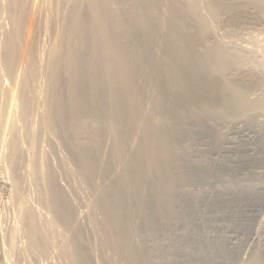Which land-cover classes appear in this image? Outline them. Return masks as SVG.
<instances>
[{"label": "bare ground", "instance_id": "1", "mask_svg": "<svg viewBox=\"0 0 264 264\" xmlns=\"http://www.w3.org/2000/svg\"><path fill=\"white\" fill-rule=\"evenodd\" d=\"M245 24L261 29L242 31L248 46ZM263 40L264 0H0V264H176L187 236L186 264L221 249L198 187L232 158L192 143L264 122ZM261 136L232 147L235 166H264ZM248 175L244 191L264 186Z\"/></svg>", "mask_w": 264, "mask_h": 264}, {"label": "rangeland", "instance_id": "2", "mask_svg": "<svg viewBox=\"0 0 264 264\" xmlns=\"http://www.w3.org/2000/svg\"><path fill=\"white\" fill-rule=\"evenodd\" d=\"M220 23H216V26L217 27H219V26H222V28H216L217 29V31L220 33V31H222V33H220L221 35H222V37L224 36L225 37V34L223 35V33L226 31V29H225V27L227 28V26L226 25H219ZM246 25V27H244ZM243 27H241V28H239L238 29V31L239 32H237V33H240V34H242V33H244V36L243 35H240L241 37L240 38H243V41L245 42L244 44H246L247 46H248V44H247V42L246 41H248V38L245 40V37H247L246 36V34L248 33L247 32V30H248V28H249V32H253L254 30H256V29H258L257 27H256V29L254 28V27H252L251 25H249V24H245ZM224 26V27H223ZM249 26V27H248ZM248 27V28H247ZM245 28V29H244ZM221 29H223V30H221ZM252 29V30H251ZM229 30V29H228ZM235 31H237V29H234ZM240 30H241V32L243 31V30H246V32H240ZM259 30V33H261L260 31H261V29H258ZM257 30V31H258ZM224 31V32H223ZM256 31V32H257ZM255 32V31H254ZM246 33V34H245ZM238 36V35H237ZM236 36V37H237ZM239 37V36H238ZM240 38H238L240 41L242 40V39H240ZM226 39V38H225ZM229 39V38H228ZM263 42V45H264V40L262 41ZM262 42H260L259 43V45L257 46V50H259V51H261V52H259L258 54H260V55H258V56H260L261 58L263 57L264 58V46H262ZM242 43V45H243V42H241ZM245 45V46H246ZM261 45V46H260ZM261 47V48H260ZM262 53H263V55H262ZM259 57V58H260ZM262 62H263V64H264V59H260ZM254 72V71H253ZM262 118L260 117V121H264V120H261ZM262 124V125H261ZM239 125V126H238ZM242 125H244V124H242ZM257 126V124H247V125H245V128H244V126L242 127L243 128V130H242V128H241V123H236V125L235 126H237L236 127V130L238 131V132H240L239 130H240V128H241V132L240 133H242L241 134V138H240V133H233V131L234 132H236L235 131V129L233 130V127H232V129L230 128V126H232V125H230L229 127H227V128H225L224 127V129H223V127L221 128V132H226V133H228V134H226V133H224V136L226 135V137H224V140H223V143L221 144L222 145V147L221 148H219L221 151H219V149L216 147V149L214 148L215 147V145L212 143V142H209V141H211L212 140V138H210V137H212V136H209V135H205V133H202L201 131H199L198 132V130H197V134H196V137L197 138H195L196 139V141H195V139H192L191 140V142H193V141H195L194 142V144L192 143V145H195V147L194 148H196L197 150H202V153H203V150H204V157L206 156L210 161H214V159L216 160V162H219L217 159H219L220 158V155H218V154H223L224 156H226V157H230V158H232V160L230 161V163L229 164H231V165H233V168L231 169V165H230V169L228 168V173L230 174H228V175H226L227 177H225V180H223V181H221V183H219V184H216L217 186H218V188H214V189H211V187L213 188V184H211L210 183V185H208V184H206L207 186H208V188H207V186L206 185H204V187H198V190L200 189H202V188H204V190L202 189L201 191L199 190L198 192H199V194H201V200H204L203 202L204 203H201V205L199 204V207H197V210L200 212V213H202V215L203 216H201V219L204 221V223H206V226H208L209 225V227H211V228H209V227H206V230H207V233H208V236H209V239H213V240H218V242H219V244H220V247H221V245H222V247L224 248V250H223V248L221 247V249H219L218 248V251H221V252H218V251H212V250H210V252H209V254L207 255V256H209V257H205L204 259H203V261L200 263V264H245L246 262H248L250 259H251V257H253L252 255H255V254H260L261 255V257L263 258L264 257V226H263V223H264V186L263 187H261L260 186V188L258 187V189H252V190H249V192L246 190V191H244L243 189H245V185L247 184V181H246V178H247V176L248 177H250V175H248V173L250 172V173H252V175L253 176H251V180H252V182H254L253 184H255L256 182H258L257 181V179L259 178V176H261L260 174H262V176L260 177V178H262L263 176H264V166H261V165H259V164H250L249 162V165L251 166H249L250 167V171L248 170L249 169V167H246V166H248V163H247V161H246V164H244V163H242L243 165H239L238 166V164H237V166H235L236 164L235 163H232L233 161H235L236 160V162H237V159L238 158H236V157H234V156H236V155H238V152L239 151H237V149H239V148H242L243 147V149H250V146H251V149H254V143H253V141H255L254 140V138L256 139V140H258L259 138H260V136L261 137H264V134H263V130H264V122L262 123H258V126ZM234 126V127H235ZM246 126H248V127H246ZM250 126V127H249ZM260 127H261V131H263L262 132V134L260 133L259 134V136H256V135H258V132L260 131L259 129H260ZM262 127H263V129H262ZM249 128V129H248ZM255 128H259L258 130L256 129V130H254ZM231 129V130H230ZM248 129V130H247ZM252 129V130H251ZM223 130V131H222ZM229 130V131H228ZM233 130V131H232ZM253 131L255 134H253V132H251V131ZM220 131V130H219ZM243 131V132H242ZM248 131V132H247ZM260 131V132H261ZM207 138H205L201 133ZM230 132V133H229ZM251 132V133H250ZM201 134V136L199 135V134ZM247 135H246V134ZM245 134V135H244ZM198 135H199V137H201V139L199 140V142H198V140L197 139H199V137H198ZM232 135V136H231ZM252 136L251 138L250 137H248V138H250V141H249V139L248 138H243L244 136ZM203 136V137H202ZM228 136V137H227ZM239 136V138H237V137ZM243 136V137H242ZM258 138H256V137ZM244 140H243V139ZM239 139H242V140H240V141H242V143L243 142H245L246 141V139H248L247 141H249V142H247L248 144H249V147H247L248 146V144L246 145L245 143H243V145H242V143H240V146H238V140ZM235 140V141H234ZM253 140V141H252ZM213 141V140H212ZM230 142V144H229V142ZM239 141V142H240ZM251 141H252V143H251ZM228 142V143H227ZM236 142V143H235ZM189 143H190V141H189ZM198 143V144H197ZM200 143V144H199ZM213 144V146H211ZM232 144V145H231ZM198 145V146H197ZM201 145V146H200ZM204 145V146H203ZM209 145V146H208ZM242 145V146H241ZM213 147V148H211V147ZM236 147L237 149L236 150H234L232 147ZM231 148V149H233V150H226L225 148ZM234 147V148H235ZM247 147V148H246ZM224 148V149H223ZM213 149H215V150H217V151H212ZM223 149V150H222ZM250 149V150H251ZM240 150V149H239ZM256 150H257V152H261V148H260V150H258V148L256 147ZM210 151V152H209ZM206 152L208 153V156H207V154H206ZM217 152H218V154H217ZM227 154H225V153ZM233 153V154H232ZM249 153H250V151H249ZM56 154V158L58 159L59 157H61L62 158V156L64 155V152H62V150H61V152L59 151L58 153H55ZM218 155L219 157H216V156ZM222 155V156H223ZM230 155V156H229ZM234 155V156H233ZM59 156V157H58ZM64 157V156H63ZM212 157V158H211ZM229 158V159H230ZM236 158V159H235ZM226 159V158H225ZM235 159V160H234ZM244 159V158H243ZM227 160V159H226ZM241 161V160H240ZM243 161V160H242ZM241 161V162H242ZM229 164H224V163H222L221 165H227V166H229ZM235 164V165H234ZM257 165V167H255ZM70 166V165H69ZM235 167V168H234ZM244 167H245V169H244ZM254 167V168H253ZM234 169H237V170H234ZM252 169H254V170H252ZM257 169H258V171H257ZM263 171H261V170ZM238 170H239V172H238ZM249 171L248 173H247V171ZM244 171L247 173L246 175L244 174ZM255 172V173H254ZM256 172H258V173H260V172H262V173H260V174H258V173H256ZM238 173V174H237ZM242 173V174H241ZM244 174V175H243ZM255 174V175H254ZM232 175V176H231ZM236 175H238V176H236ZM257 175H259V176H257ZM246 176V177H245ZM236 177V178H235ZM240 179H239V178ZM256 178V179H254V178ZM238 178V179H237ZM235 179V181H232V180H234ZM242 180V181H241ZM259 180V179H258ZM241 181V182H240ZM61 186H63L64 187V190L66 191V190H68L69 192H68V195L69 196H71V198L72 199H74V201H75V204H76V207H75V210L78 212V213H80V214H83L84 213V207H85V200L87 199L86 197V194L83 192V191H81L80 190V193H74V189L72 188L74 185V182H72L71 180H65L64 178H61ZM67 182H68V184H67ZM231 182V183H230ZM233 182V183H232ZM242 183V185L244 186V187H236V188H231V189H227L226 188V186H230V185H235L236 183H237V185H239L240 183ZM245 183V185H244V183ZM70 183V184H69ZM72 183V184H71ZM67 184V185H66ZM72 185V186H71ZM213 185V186H212ZM241 185V184H240ZM241 185V186H242ZM69 186V187H68ZM225 186V187H224ZM248 186V185H247ZM67 187V188H66ZM207 189H206V188ZM215 187V186H214ZM75 188V187H74ZM242 190H240V189ZM243 188V189H242ZM261 188H262V190H261ZM221 189V190H220ZM76 190H78V189H76ZM218 190H220V191H218ZM237 190V191H236ZM240 190V191H239ZM73 191V192H72ZM204 193H203V192ZM216 191V192H215ZM217 191H218V193H217ZM223 191V192H222ZM252 191V192H251ZM259 191V192H258ZM77 192H79V190L77 191ZM81 192L85 195V197L82 199L81 197H83V195L81 194ZM197 192V193H198ZM255 192V193H254ZM263 192V193H262ZM215 193V194H214ZM226 193V194H225ZM247 193H248V195H247ZM78 194V195H77ZM79 194H81L82 196H80ZM218 194V195H217ZM240 194V195H239ZM251 194H253V196L251 195ZM208 195V196H207ZM215 195V196H214ZM217 195V196H216ZM228 195V196H227ZM239 195V196H238ZM73 196V197H72ZM79 196V197H78ZM219 196V197H218ZM223 196V197H222ZM214 197H215V199L216 200H214ZM216 197H218V198H216ZM86 198V199H85ZM209 198V199H208ZM82 201H81V200ZM84 201V202H83ZM209 202V203H208ZM84 203V204H83ZM215 203H217V204H215ZM210 204V205H209ZM202 206V208H200ZM204 206V207H203ZM214 206V207H213ZM210 207V208H209ZM82 208V209H81ZM213 208V209H212ZM215 208V209H214ZM238 208V209H237ZM81 209V210H80ZM201 209V210H200ZM244 210V211H243ZM202 211V212H201ZM234 211H236V213L234 212ZM241 212V213H240ZM200 213H199V216H200ZM196 215H197V213H196ZM205 216V217H204ZM216 216V217H215ZM231 216V217H230ZM233 216V217H232ZM197 217V216H196ZM195 217V215H194V219H197ZM207 217V218H206ZM204 218V219H203ZM220 220V221H219ZM209 221V222H208ZM212 221H214V222H212ZM214 224V226H213V224ZM235 223V224H234ZM83 224H85V225H87V221H85V220H83ZM210 224H211V226H210ZM216 225V226H215ZM239 225V226H238ZM87 228V227H86ZM204 230V229H203ZM216 231V232H215ZM203 232V231H202ZM214 232V233H213ZM221 233V234H220ZM93 235V233H90L89 232V235H88V239H89V241L91 242V243H95V241H93L92 239H94L95 240V236H92ZM199 235V233H196L195 234V236L197 237ZM222 235V236H221ZM211 236V237H210ZM216 236V237H215ZM218 236V237H217ZM189 236H187V238H188ZM212 237H214V238H212ZM186 238V242H187V240L189 239H187ZM218 238V239H217ZM208 239V240H209ZM194 240V242L191 240V245H195V244H193V243H196L195 242V239H193ZM227 241V242H226ZM230 241V242H229ZM186 242H185V240H184V244L183 245H185L186 244ZM193 242V243H192ZM222 242H225V243H222ZM183 243V242H182ZM182 243L180 244H178L179 246H181L182 245ZM209 243V242H208ZM208 243H205V248H206V246H207V248H209L208 247ZM224 244V245H223ZM182 245V246H183ZM179 246H177L178 248V250H177V252L175 253V257L174 258H176V261H180V263H177L176 261V264H186V262H187V258L186 257H184V259H183V255L185 256V254L184 253H182V252H184V249L182 248V247H179ZM227 246V247H226ZM181 248V249H180ZM227 248H229V249H227ZM183 249V250H182ZM226 249V250H225ZM216 250V249H215ZM228 250V251H227ZM180 252V253H179ZM257 252V253H256ZM182 253V254H181ZM216 253H218V254H216ZM222 255H221V254ZM254 253V254H253ZM210 254H211V256H210ZM229 254V255H228ZM181 255H182V257H181ZM220 255V256H219ZM179 256V257H178ZM207 258V259H206ZM57 259V258H56ZM56 259H54V261L51 263V264H59V263H64V264H67V263H65V261L67 262V260H64V261H62V259H58L59 261H56ZM264 260V259H263ZM42 263V262H41ZM98 262H95L94 261V263L93 264H97ZM263 263H264V261H263ZM13 264H27V262H25V261H20V262H16V263H13ZM99 264V263H98Z\"/></svg>", "mask_w": 264, "mask_h": 264}]
</instances>
